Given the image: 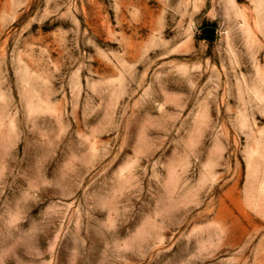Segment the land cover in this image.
I'll list each match as a JSON object with an SVG mask.
<instances>
[{
  "label": "rangeland",
  "instance_id": "1",
  "mask_svg": "<svg viewBox=\"0 0 264 264\" xmlns=\"http://www.w3.org/2000/svg\"><path fill=\"white\" fill-rule=\"evenodd\" d=\"M0 264H264V0H0Z\"/></svg>",
  "mask_w": 264,
  "mask_h": 264
}]
</instances>
